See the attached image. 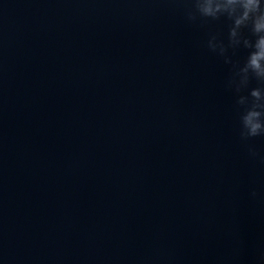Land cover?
Returning <instances> with one entry per match:
<instances>
[{
  "label": "water",
  "instance_id": "95a60500",
  "mask_svg": "<svg viewBox=\"0 0 264 264\" xmlns=\"http://www.w3.org/2000/svg\"><path fill=\"white\" fill-rule=\"evenodd\" d=\"M187 7L0 0V264H264V136Z\"/></svg>",
  "mask_w": 264,
  "mask_h": 264
},
{
  "label": "clouds",
  "instance_id": "9594fccd",
  "mask_svg": "<svg viewBox=\"0 0 264 264\" xmlns=\"http://www.w3.org/2000/svg\"><path fill=\"white\" fill-rule=\"evenodd\" d=\"M187 18L202 20L227 21L225 40L212 35L208 47L213 52L225 57L226 63L233 64V77L229 85L239 94L248 90L247 95H239L237 105L240 110V138L264 136V0H187ZM243 48L247 55L243 63H233L227 56L229 49L233 54ZM255 80L258 87L249 89ZM254 157L256 152L250 149ZM255 196V192L252 193ZM264 260V255L261 256Z\"/></svg>",
  "mask_w": 264,
  "mask_h": 264
}]
</instances>
